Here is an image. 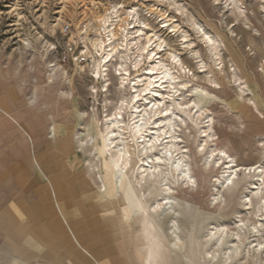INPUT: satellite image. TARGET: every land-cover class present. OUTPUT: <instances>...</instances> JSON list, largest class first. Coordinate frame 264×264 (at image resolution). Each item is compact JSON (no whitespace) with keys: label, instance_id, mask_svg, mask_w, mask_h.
Masks as SVG:
<instances>
[{"label":"rangeland","instance_id":"obj_1","mask_svg":"<svg viewBox=\"0 0 264 264\" xmlns=\"http://www.w3.org/2000/svg\"><path fill=\"white\" fill-rule=\"evenodd\" d=\"M174 1L178 12L173 0H0L5 85L9 80L22 94L45 93L54 116L63 112L54 124L58 134H72L73 146L87 154L84 168L96 182V237L87 228L80 232L92 243L96 238V264H264V247L258 249L264 245V3L234 0L240 9L225 0ZM133 5L136 20L128 12ZM189 20L217 40L218 54ZM140 28L138 46L146 36L162 43L154 61L129 43ZM109 37L116 48L103 68L91 43L104 40L108 49ZM159 61L168 73L160 102L169 112L164 124L159 105L152 107L158 89L143 91L153 79L147 68ZM164 132L172 133V147L149 145ZM33 145L0 141V211L9 208L18 219L14 242L0 236V264H76L78 255L61 241V230L67 232L61 205L53 200L51 215L29 203L24 176L35 159ZM162 147L180 151L190 187L170 160H151ZM218 149L239 165H261L262 183H254L258 171L237 170L223 187ZM9 160L16 165L8 167ZM84 257L83 264H94Z\"/></svg>","mask_w":264,"mask_h":264},{"label":"crops","instance_id":"obj_2","mask_svg":"<svg viewBox=\"0 0 264 264\" xmlns=\"http://www.w3.org/2000/svg\"><path fill=\"white\" fill-rule=\"evenodd\" d=\"M5 81V75L0 70V141L30 140L35 148V159H33L35 166L33 162L30 163L24 176L25 187L29 190V195H33L29 203L37 208L44 205L45 213L52 215L53 200L58 202L61 205L59 212L68 232L64 234V230H61L63 231L60 234L63 238L61 241H65L68 251L78 255L79 261L76 264H83L86 261L85 254L96 264V238L92 243L84 239L86 232H80L81 229L87 228L94 232L93 235L96 237V207L94 208L91 201L96 196V182L92 173L86 172L87 164L86 169L84 168L83 160L87 154L83 149H76L73 146L72 134L68 132L58 134L54 124L56 116H61L63 112L54 116L45 93L35 91L22 94L13 87L11 81H7L10 82V86L5 85ZM40 141L45 142V145H39ZM12 160L6 162L8 167L16 165ZM20 173H22L21 169ZM87 175L91 178L88 179ZM15 200L17 199L14 198L12 202L5 204L14 205ZM30 208L32 209L31 206ZM87 214L92 217L85 222ZM16 215L9 208L0 211V236L7 241L14 242L18 235ZM80 216L83 217L80 219ZM55 218L53 221L57 225L60 222Z\"/></svg>","mask_w":264,"mask_h":264},{"label":"bare ground","instance_id":"obj_3","mask_svg":"<svg viewBox=\"0 0 264 264\" xmlns=\"http://www.w3.org/2000/svg\"><path fill=\"white\" fill-rule=\"evenodd\" d=\"M214 1L217 3V2H219L221 0H214ZM259 1L261 3H264V0H259ZM225 2H226V4L229 7L231 6V8L239 7L238 5H236V3H235L236 1H234V0H225ZM173 4L176 7L177 12H178V10L181 9V7H179L180 3L177 4V2L175 3V1L173 0ZM261 7L264 8V5H261ZM239 8L237 9V11L239 13H243L244 11L240 10L241 8L240 9ZM137 10H138V7L135 6V5L129 7L128 12H129V14H131L132 20H134V19L136 20V17H137V14H138ZM103 21H104L103 30L106 32L107 31L106 30V24L108 23L109 18L106 17L105 19H103ZM189 22H190V25L195 28V31L200 34V36H201L202 40L204 41V43L206 44V46L213 47L215 49V51H216V54H218V52H219V44H218L217 40L207 30L202 28L197 22H195L193 20H189ZM132 27H134V26H132ZM172 27H173L172 31L174 33H176L177 29H175V26H172ZM128 28H130V27H128ZM128 28H124V29H128ZM135 32H136V35H134V36H137V40L130 41L129 43L133 44L135 48L137 47V49L140 52V54L144 53L147 58H152L153 61L155 60L156 57H160V56H158V53L161 50H163L162 43L161 42H156L155 40H153L152 37L146 36L141 41V45L138 46L137 45V41L142 38L143 29H141V28L140 29H136ZM113 34L114 33H111V36ZM110 38L111 37H109L107 39L108 44L106 46H107L108 49L105 48V41L104 40L103 41H101V40L96 41L95 40V41H93L91 43V45L94 47L95 50H96V47H98V50L101 51L100 66H102L103 68L106 67V65L108 64V62L112 58V54H113V52L115 51V48H116L115 46H112V43L110 42ZM126 43H128L127 36H126V40H125V44ZM154 44H155V47H153ZM163 65L164 64H162V62L159 61L157 64H155V65L152 64L150 68H147V69L150 70V72H152V74H153L152 78L153 79L150 80L143 88V91L145 92V94L152 93L153 86L156 87L158 89V91H159V94H158L159 97H155L153 95L152 107L155 106V105H159V106H157V109H158V111H159V113H160V115L162 117V118L160 117L161 118L160 119V124H164L166 122V120L168 119V116H169L168 108L164 107V105L160 104V102L164 98L162 90H163L164 83L166 82L167 74H168V73L166 74L167 71L164 69ZM137 66H138V60H136L134 62V67H137ZM94 68H95V71H96V63L94 65ZM49 75H50V73H49ZM91 77L94 80H96V73L95 74H91ZM148 103H150V100L147 102V104ZM251 103L255 104L253 101H251ZM255 108H256V105H255ZM203 131H204V135L205 136H210L209 133L206 131V129H203ZM134 132L136 134H138L139 138L143 137V132H141V129L137 125L134 127ZM172 142H173L172 133H169L168 135H166L165 132H164L163 134L158 135L156 138H153V140L150 141L149 145H154L155 143H158V145H161V146L166 145V146H171L172 147V145H171ZM202 145H203V143L200 144V147H202ZM164 148L163 147L161 148V149H163L162 152H161V156L155 155L154 157H151V160L152 161L159 160V159H163V160L168 159V160H170L171 168L174 171L178 170L179 175L181 176L183 182H186L187 187H190L193 184L194 181L192 179V175L190 174L188 168L186 167V164L183 163V161H182L183 159L180 158V156H179L180 151H178L177 149H174V151H175L174 154L178 155V157H177L178 159L175 160V158H173V159L171 158V157H173L174 154H171L170 147L167 148V149H164ZM216 154L219 156L220 159H222V163H225L224 169H223L222 174L220 176L221 179H219V183L223 187H228V186H230L233 183V177L236 174L237 170H244L246 173H250L251 171H253V172L258 171V178L256 179V181L254 183L258 184V183L261 182V174H260L262 172V170L260 168V167H262L261 165H239V164L236 163L234 158L230 154H228L225 150H223V149H218ZM122 157H123V155L119 153L118 156H117V161H123ZM151 160L147 159V162L150 163ZM142 168H143V164L139 165L140 171H141ZM258 187H259V185L257 186V188ZM263 247H264V245L262 246V244L259 242L258 243V249L263 248Z\"/></svg>","mask_w":264,"mask_h":264},{"label":"built area","instance_id":"obj_4","mask_svg":"<svg viewBox=\"0 0 264 264\" xmlns=\"http://www.w3.org/2000/svg\"><path fill=\"white\" fill-rule=\"evenodd\" d=\"M63 32H66L67 31V27H65V28H63V30H62ZM69 50H71V48L70 47H68V48H66V50L65 51H69ZM67 58H68V56H66ZM75 59H77V61H86V57H83V56H76V58Z\"/></svg>","mask_w":264,"mask_h":264}]
</instances>
